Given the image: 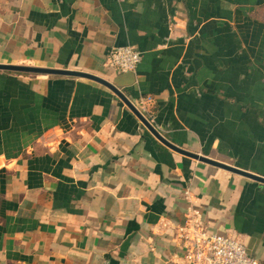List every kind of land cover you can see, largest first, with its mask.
I'll return each instance as SVG.
<instances>
[{
	"label": "crops",
	"instance_id": "crops-1",
	"mask_svg": "<svg viewBox=\"0 0 264 264\" xmlns=\"http://www.w3.org/2000/svg\"><path fill=\"white\" fill-rule=\"evenodd\" d=\"M264 0H0V63L116 85L174 144L264 176ZM143 55L109 64L114 46ZM197 209L264 263V183L162 142L92 78L0 69V264H175Z\"/></svg>",
	"mask_w": 264,
	"mask_h": 264
},
{
	"label": "built area",
	"instance_id": "built-area-1",
	"mask_svg": "<svg viewBox=\"0 0 264 264\" xmlns=\"http://www.w3.org/2000/svg\"><path fill=\"white\" fill-rule=\"evenodd\" d=\"M142 57L134 46L122 45L110 49L108 60L111 66L121 71H134ZM148 102L149 99L142 98L136 103L146 117ZM174 240L178 247L186 249L175 264H264L237 237L210 231L197 209H190Z\"/></svg>",
	"mask_w": 264,
	"mask_h": 264
},
{
	"label": "water",
	"instance_id": "water-1",
	"mask_svg": "<svg viewBox=\"0 0 264 264\" xmlns=\"http://www.w3.org/2000/svg\"><path fill=\"white\" fill-rule=\"evenodd\" d=\"M0 69H7V70H15V71H29V72H39V73H58V74H69V75H75V76H83L87 78L95 79L99 82H102L103 84L107 85L111 89H113L126 103L129 105V107L137 114V116L142 120V122L166 145L173 148L174 150L183 153L185 155L191 156L193 158L205 161L207 163L228 169L233 172L240 173L244 176L250 177L254 180L260 181L264 183V176L252 173L250 171H247L245 169L236 167L234 165L223 163L221 161L212 159L208 156H205L203 154L189 151L187 149H184L182 147H179L178 145L174 144L170 140H168L164 135H162L158 129L152 124V122L137 108V106L126 96V94L121 91L116 85L111 83L110 81L99 77L97 75H94L89 72L85 71H76V70H66V69H55V68H46V67H38V66H28V65H16V64H3L0 63Z\"/></svg>",
	"mask_w": 264,
	"mask_h": 264
},
{
	"label": "rangeland",
	"instance_id": "rangeland-1",
	"mask_svg": "<svg viewBox=\"0 0 264 264\" xmlns=\"http://www.w3.org/2000/svg\"><path fill=\"white\" fill-rule=\"evenodd\" d=\"M263 10H262V15L264 16V7L262 8Z\"/></svg>",
	"mask_w": 264,
	"mask_h": 264
}]
</instances>
